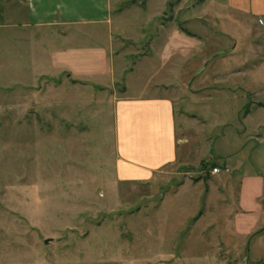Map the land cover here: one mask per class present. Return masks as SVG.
I'll return each mask as SVG.
<instances>
[{"label": "rangeland", "instance_id": "1", "mask_svg": "<svg viewBox=\"0 0 264 264\" xmlns=\"http://www.w3.org/2000/svg\"><path fill=\"white\" fill-rule=\"evenodd\" d=\"M166 7L176 18L179 7ZM153 17L143 14L146 37L118 50L147 54ZM25 31L0 30V264H264V234L246 238L234 220L241 180L264 175L258 133L243 124L264 119L259 96L230 77L208 91L205 74L152 86L147 96L175 102L177 160L149 182L122 180L114 96L139 94L153 63L131 74L142 59L120 60L127 72L99 91L55 71V32ZM245 52L241 74L252 68Z\"/></svg>", "mask_w": 264, "mask_h": 264}, {"label": "crops", "instance_id": "2", "mask_svg": "<svg viewBox=\"0 0 264 264\" xmlns=\"http://www.w3.org/2000/svg\"><path fill=\"white\" fill-rule=\"evenodd\" d=\"M170 3L179 7L181 22L177 17L165 20ZM149 10L154 14L152 30L156 28L155 38L147 43L149 52L128 55L118 50L119 43L146 37L149 30L142 17ZM6 29L19 35L24 30L55 32L51 39L55 71L60 69L79 86L99 91L105 89L99 83L111 80L115 86L117 75L127 72L121 61L134 56L142 59L131 74L140 63H153L149 79L136 90L139 94L130 97L125 88L122 95L114 96L117 176L122 180L149 182L177 160L175 102L162 94L146 95L152 86L169 91L171 87L163 84L169 83L171 75L193 85L205 74L208 91L219 84L220 77L234 78L245 86L242 89L260 97L256 107L264 110V0H148L139 4L133 0H0V30ZM245 51L252 56L247 62L252 68L245 67L249 73L241 74L237 68L246 63L234 60ZM203 57L204 63L198 61ZM243 124L249 132L258 133L252 138L253 150L264 148V119H243ZM231 167L229 172L239 166ZM240 186L235 226L246 238L263 235L264 223L259 224L264 216V175L244 177Z\"/></svg>", "mask_w": 264, "mask_h": 264}, {"label": "built area", "instance_id": "3", "mask_svg": "<svg viewBox=\"0 0 264 264\" xmlns=\"http://www.w3.org/2000/svg\"><path fill=\"white\" fill-rule=\"evenodd\" d=\"M259 24H263V21L260 20V21H259ZM217 172H218V170H214V173H213V174H216Z\"/></svg>", "mask_w": 264, "mask_h": 264}]
</instances>
